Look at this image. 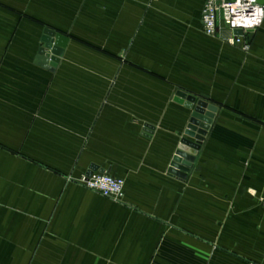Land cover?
Listing matches in <instances>:
<instances>
[{
    "label": "crops",
    "instance_id": "1",
    "mask_svg": "<svg viewBox=\"0 0 264 264\" xmlns=\"http://www.w3.org/2000/svg\"><path fill=\"white\" fill-rule=\"evenodd\" d=\"M206 1L0 0V264H264V23L244 50ZM179 91L218 108L185 179ZM92 164L125 195L84 187Z\"/></svg>",
    "mask_w": 264,
    "mask_h": 264
},
{
    "label": "built area",
    "instance_id": "2",
    "mask_svg": "<svg viewBox=\"0 0 264 264\" xmlns=\"http://www.w3.org/2000/svg\"><path fill=\"white\" fill-rule=\"evenodd\" d=\"M264 23V5L258 0H207L202 10V24L209 36H216L224 27L230 31L225 40L249 50L247 35L261 27ZM241 30L243 34H237ZM81 184L104 196L121 198L125 195V180L109 171H94L80 178Z\"/></svg>",
    "mask_w": 264,
    "mask_h": 264
},
{
    "label": "water",
    "instance_id": "3",
    "mask_svg": "<svg viewBox=\"0 0 264 264\" xmlns=\"http://www.w3.org/2000/svg\"><path fill=\"white\" fill-rule=\"evenodd\" d=\"M222 1L223 0H217L219 4H221ZM258 1L264 5V0ZM236 33L243 34V31L238 30ZM42 40L44 46L39 49L35 63L53 71L58 66L60 57L64 51L61 37L56 31L46 28ZM177 100L184 103L189 109H192V115L187 124L185 134L192 138L194 142L189 139H184L182 141L179 145V149L173 157L169 172L179 178L185 179L196 160L198 148L205 140L211 127V121L215 118L218 108L216 105L209 103L205 99H197L195 96L182 93L181 91L177 93ZM154 130V125L146 124L144 128L145 136L151 137ZM97 170L105 171V169L100 168L98 165L92 164L87 175L90 176Z\"/></svg>",
    "mask_w": 264,
    "mask_h": 264
},
{
    "label": "rangeland",
    "instance_id": "4",
    "mask_svg": "<svg viewBox=\"0 0 264 264\" xmlns=\"http://www.w3.org/2000/svg\"><path fill=\"white\" fill-rule=\"evenodd\" d=\"M63 53H64V51H63ZM63 55V54H62Z\"/></svg>",
    "mask_w": 264,
    "mask_h": 264
}]
</instances>
